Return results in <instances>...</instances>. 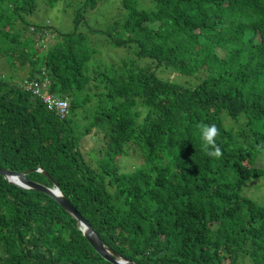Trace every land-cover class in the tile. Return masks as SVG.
Segmentation results:
<instances>
[{
    "label": "trees",
    "instance_id": "16d2710c",
    "mask_svg": "<svg viewBox=\"0 0 264 264\" xmlns=\"http://www.w3.org/2000/svg\"><path fill=\"white\" fill-rule=\"evenodd\" d=\"M153 1L146 12L122 0L120 30L131 38L112 43L134 42L137 56L156 68L199 79L193 87L159 80L154 68L126 59L89 76L93 53L83 34L28 23L36 0H0L7 69L18 62L29 68L28 79L47 77L70 111L60 119L11 74L0 78V168L56 184L103 245L130 263L237 264L248 257L264 264V205L243 196L248 182L264 178V167L255 166L264 153V0ZM84 4L93 8L97 0ZM42 34L54 40L44 48ZM96 97L93 122L77 133L73 112ZM102 121L108 137L96 161H87L80 142ZM213 125L215 144L207 145L201 130ZM128 144L142 151L143 164L123 174L117 162ZM215 147L219 157L209 154ZM0 264L111 263L54 199L0 175Z\"/></svg>",
    "mask_w": 264,
    "mask_h": 264
},
{
    "label": "rangeland",
    "instance_id": "374dc122",
    "mask_svg": "<svg viewBox=\"0 0 264 264\" xmlns=\"http://www.w3.org/2000/svg\"><path fill=\"white\" fill-rule=\"evenodd\" d=\"M85 0H64L56 3L53 7L44 5V0H36L37 8L32 14L25 15V20L30 24L46 25L48 33L53 29L55 32L67 35L73 32L83 34L86 38L85 45L93 53L86 72L92 76L95 72L103 70L104 66L117 65L121 60L134 62L136 66H148L154 68L155 77L165 82L181 85L183 88L195 86L198 82L194 77L186 76L177 72L173 67L156 68L154 61L137 56V45L129 42L123 46H115L114 40H126L131 38V33L121 32L120 26L127 19V11L122 6V0H97L95 7H87ZM138 11L151 12L155 9L153 0H133ZM79 18L78 22H75ZM50 30V31H49ZM43 43L48 46L54 40L47 34H42ZM14 70H8L5 60L0 56V78L13 77L14 81H21L28 67H19L16 62ZM85 92V91H84ZM84 92L79 99H83ZM89 92V91H88ZM106 92V91H104ZM86 94V92H85ZM99 99L93 98L85 107L76 109L72 114V121L77 133L82 128L93 122L96 113V104ZM109 124L102 121L96 124L88 136L82 137L80 149L85 154L87 161L92 158L96 161V150L102 147L104 138L108 137ZM126 145V155L118 159L119 172L131 173L142 167L143 153ZM264 151V150H263ZM142 162V163H141ZM256 167H264V153L256 160ZM243 196L250 198L259 205H264V178L251 180L243 189ZM237 264H253L248 257H241Z\"/></svg>",
    "mask_w": 264,
    "mask_h": 264
},
{
    "label": "water",
    "instance_id": "95a60500",
    "mask_svg": "<svg viewBox=\"0 0 264 264\" xmlns=\"http://www.w3.org/2000/svg\"><path fill=\"white\" fill-rule=\"evenodd\" d=\"M35 171L41 172V170ZM29 173L30 171L27 173H12L0 168V175H2L9 183L14 184L23 189L42 192L45 195L54 199L68 214H70L76 221L79 222L83 236L90 244V246L95 250V252L105 261L111 264H135L130 263L126 259L115 255L103 245L102 241L94 233L91 225L76 211V209L70 204V202L63 196L56 184H53L52 188H48L41 184L29 181L26 178V175Z\"/></svg>",
    "mask_w": 264,
    "mask_h": 264
},
{
    "label": "built area",
    "instance_id": "2783aa9c",
    "mask_svg": "<svg viewBox=\"0 0 264 264\" xmlns=\"http://www.w3.org/2000/svg\"><path fill=\"white\" fill-rule=\"evenodd\" d=\"M42 41L40 44L43 43ZM44 47L46 46L43 45ZM17 85L38 99L48 112L57 115L60 119H65L69 116L70 111L67 99L57 97L50 92L51 82L47 77H44L42 80L26 78Z\"/></svg>",
    "mask_w": 264,
    "mask_h": 264
},
{
    "label": "clouds",
    "instance_id": "9594fccd",
    "mask_svg": "<svg viewBox=\"0 0 264 264\" xmlns=\"http://www.w3.org/2000/svg\"><path fill=\"white\" fill-rule=\"evenodd\" d=\"M26 78L24 77L22 80H24ZM21 81H18V82L14 81V83H16V85H17ZM201 135H202V139L206 142L207 145H214L215 144L214 137L217 135V129L214 125L213 126H205L201 130ZM209 154L212 156L219 157L221 155L220 148L215 147V151L210 152Z\"/></svg>",
    "mask_w": 264,
    "mask_h": 264
}]
</instances>
